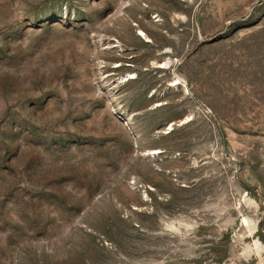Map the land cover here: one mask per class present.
Masks as SVG:
<instances>
[{
    "label": "rangeland",
    "instance_id": "374dc122",
    "mask_svg": "<svg viewBox=\"0 0 264 264\" xmlns=\"http://www.w3.org/2000/svg\"><path fill=\"white\" fill-rule=\"evenodd\" d=\"M0 264H264V0H0Z\"/></svg>",
    "mask_w": 264,
    "mask_h": 264
},
{
    "label": "bare ground",
    "instance_id": "6f19581e",
    "mask_svg": "<svg viewBox=\"0 0 264 264\" xmlns=\"http://www.w3.org/2000/svg\"><path fill=\"white\" fill-rule=\"evenodd\" d=\"M139 35H140L145 41H148V42L151 41V37H150V36H149L144 30L141 29ZM115 46H116V47L119 46L120 48L122 47V46L120 45L119 42H118L117 45H114L113 47H115ZM121 49L124 50L123 48H121ZM170 63H171L170 60H166V61H164V62H162V63H159L157 67H160V68H166V67H168V66L170 65ZM135 76H136L135 73H128V74L124 75L121 79H122V81H127V80H129V79L134 78ZM179 83H181V79H180L179 77H175L171 84H174V85H175V84H179ZM184 86H185V88L187 89V87H186L185 84H184ZM189 119H190V116L186 117V119L181 120V121H182V122H185V121H187V120H189ZM173 125H174V123H171L169 129H172V128H173ZM158 151H159V150H155V153H157Z\"/></svg>",
    "mask_w": 264,
    "mask_h": 264
}]
</instances>
